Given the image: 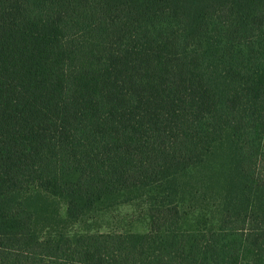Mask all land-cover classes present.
Listing matches in <instances>:
<instances>
[{
    "label": "trees",
    "instance_id": "1",
    "mask_svg": "<svg viewBox=\"0 0 264 264\" xmlns=\"http://www.w3.org/2000/svg\"><path fill=\"white\" fill-rule=\"evenodd\" d=\"M0 264H264V0H0Z\"/></svg>",
    "mask_w": 264,
    "mask_h": 264
},
{
    "label": "rangeland",
    "instance_id": "2",
    "mask_svg": "<svg viewBox=\"0 0 264 264\" xmlns=\"http://www.w3.org/2000/svg\"><path fill=\"white\" fill-rule=\"evenodd\" d=\"M113 205L114 208L96 214L95 219L88 221L85 227L76 226L77 231L90 229L101 232L133 231L143 233L148 229V221L145 220V215L141 212L142 208L139 206V202H118Z\"/></svg>",
    "mask_w": 264,
    "mask_h": 264
}]
</instances>
